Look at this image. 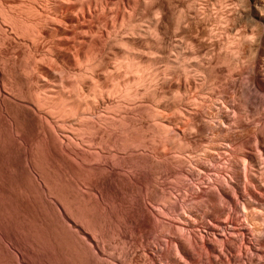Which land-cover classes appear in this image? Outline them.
<instances>
[{
  "label": "bare ground",
  "instance_id": "obj_1",
  "mask_svg": "<svg viewBox=\"0 0 264 264\" xmlns=\"http://www.w3.org/2000/svg\"><path fill=\"white\" fill-rule=\"evenodd\" d=\"M199 1L0 0V84L22 92L20 115L40 114V123L55 125L66 138L85 130L91 140L119 139L92 118L127 117L143 128V140L159 142L162 156L178 162L172 171L203 177L207 197L192 204L193 212L225 216L221 231L231 235L238 213L239 227L246 226L260 241L264 0H204V7ZM170 48L174 59L166 54ZM72 75L83 78L73 94ZM54 77L59 81L53 83ZM30 80L37 83V92ZM114 105L119 109L114 111ZM196 184L191 186L195 192L200 190ZM164 195L166 202L177 204ZM184 242L181 249L187 250Z\"/></svg>",
  "mask_w": 264,
  "mask_h": 264
},
{
  "label": "rangeland",
  "instance_id": "obj_2",
  "mask_svg": "<svg viewBox=\"0 0 264 264\" xmlns=\"http://www.w3.org/2000/svg\"><path fill=\"white\" fill-rule=\"evenodd\" d=\"M173 51L166 53L170 59L176 56ZM68 79L75 82L72 94L81 89V76ZM3 87L0 84V264H264V235L258 241L246 226L240 228L238 213L232 222L236 234L231 235L221 231L225 216L193 212L194 202L207 197L203 177L199 181L172 171L178 162L162 156L159 142L143 140V128L137 129L136 123L119 115L108 121L91 117L119 139L91 140L85 130L66 138L54 124L40 123V114L20 115L22 92ZM30 87L37 90L35 80ZM142 140L147 144H138ZM196 183L200 190L195 192ZM164 194L177 204L166 202ZM183 242L187 250L181 249Z\"/></svg>",
  "mask_w": 264,
  "mask_h": 264
}]
</instances>
